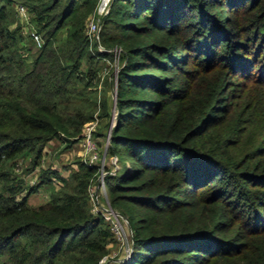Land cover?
Returning a JSON list of instances; mask_svg holds the SVG:
<instances>
[{
  "label": "trees",
  "instance_id": "trees-1",
  "mask_svg": "<svg viewBox=\"0 0 264 264\" xmlns=\"http://www.w3.org/2000/svg\"><path fill=\"white\" fill-rule=\"evenodd\" d=\"M96 2L0 0V263L111 251L89 192L99 164L41 165L49 141L65 149L96 119L118 163L105 162L106 194L132 232L129 257L103 264H264V0H111L102 48L86 31ZM113 48L111 95L98 98Z\"/></svg>",
  "mask_w": 264,
  "mask_h": 264
},
{
  "label": "built area",
  "instance_id": "built-area-1",
  "mask_svg": "<svg viewBox=\"0 0 264 264\" xmlns=\"http://www.w3.org/2000/svg\"><path fill=\"white\" fill-rule=\"evenodd\" d=\"M111 0H97L94 10L91 12L86 25V31L89 35V38L92 41H95L99 48H102L100 45L99 40V30L101 26V17L106 13L108 5ZM16 13L18 14L21 22L25 24L30 36L32 37L33 41L36 45L40 46L42 44L43 38L40 32L37 31L33 25H31L29 21V13L27 7L22 2L16 3ZM118 50V48H113L114 53ZM97 123L96 119L87 121L84 123L82 135H81V144H82V151L81 157L84 161L88 163H98L99 165V176L95 185H91L89 187L90 198L92 200V209L94 211H101L102 214L106 219L109 220L111 229L113 230L116 239L118 242L122 244H127L126 247V254L125 256H129L132 251L131 243H130V236L127 235V230L125 227V219L118 213V211L111 206V204L107 200L106 205H102L100 203L101 196H104L106 193L105 190V182H104V161H105V151H99L100 144L98 143L97 139L94 137L93 130ZM109 138V132L105 139V144H107ZM104 149V148H103ZM102 152V153H101ZM103 157V158H102ZM114 168L117 167L115 163V159L113 156L110 158ZM124 258V257H123ZM106 261V255L102 256L99 259L98 264H103Z\"/></svg>",
  "mask_w": 264,
  "mask_h": 264
},
{
  "label": "rangeland",
  "instance_id": "rangeland-1",
  "mask_svg": "<svg viewBox=\"0 0 264 264\" xmlns=\"http://www.w3.org/2000/svg\"><path fill=\"white\" fill-rule=\"evenodd\" d=\"M18 2H21V1H18ZM15 17H16V19H17L18 22L19 21L21 22L18 14L16 12H15ZM36 46H38V45H36ZM119 54H120V50L118 49L113 54V58L112 59L109 58V59H107L108 61L106 60L105 63H103V68H102V70L100 72V78H99V81L97 82V88H98L97 94H98V98L102 94H105L108 97H110V95H111V84H110V82L108 83L109 72H110V70H112V68L114 66H115V68L117 67V64L119 62ZM82 130H83V127H82ZM81 133H82V131H81ZM99 146H101V148L99 147V151L104 152L105 151V148L103 149V147H102L101 144ZM46 147L48 149H47V152L44 154V156L42 158L41 165H46V163L48 161H52L55 164L56 163L59 164V161H63V162L69 161V160L73 159L74 156H78L79 158L81 157V151H82L81 139L78 142H76L75 144H73V145H71V146L63 149V144L60 143V142H58L55 138H53L51 141H49L46 144ZM104 157H105V161H104V165H105V162L106 161L108 162L111 157H107L106 154L104 155ZM113 159H115V156H113ZM114 161H115V163L118 166L117 161L116 160H114ZM36 171L32 173V176H33L32 178H34V176L36 175ZM104 171H105V167H104ZM29 176H31V175H29ZM42 190H44V189H42ZM42 190H39L38 192H33V193H31L28 196V200L27 201H28V203L30 205H38V204L42 203V201H43V194H44L42 192ZM107 200H108V196L105 193L104 196H101L100 203L102 205H106L109 202V200H108V202H107ZM123 218L125 219L124 221H126L125 222V227H126V230H127L126 231L127 232V235L130 236V233L132 234V232H131V226H129L130 224H129L128 220L125 217H123ZM109 246H110V250L111 251L108 254H106V259H111V260L114 261V260H117V259H125V258H128L129 257L127 255L126 256L124 255V254H126V250L125 249L127 247V244H125V243L122 244V243H120L118 241H113V242L110 243Z\"/></svg>",
  "mask_w": 264,
  "mask_h": 264
},
{
  "label": "crops",
  "instance_id": "crops-1",
  "mask_svg": "<svg viewBox=\"0 0 264 264\" xmlns=\"http://www.w3.org/2000/svg\"><path fill=\"white\" fill-rule=\"evenodd\" d=\"M57 140V139H56ZM58 142H60L59 140H57ZM61 143V142H60ZM48 148L46 147V150H47ZM78 153V152H77ZM31 177H33L32 175H31ZM42 192L44 193L43 194V201L42 202H44L47 198H48V192L46 191V190H42Z\"/></svg>",
  "mask_w": 264,
  "mask_h": 264
},
{
  "label": "water",
  "instance_id": "water-1",
  "mask_svg": "<svg viewBox=\"0 0 264 264\" xmlns=\"http://www.w3.org/2000/svg\"><path fill=\"white\" fill-rule=\"evenodd\" d=\"M113 95L115 96V91H113ZM108 141H109V138H108ZM130 226V225H129Z\"/></svg>",
  "mask_w": 264,
  "mask_h": 264
}]
</instances>
